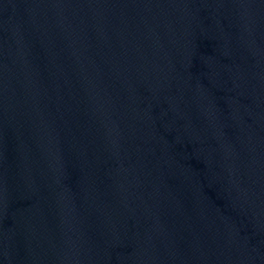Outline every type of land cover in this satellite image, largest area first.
<instances>
[{"label": "water", "instance_id": "1", "mask_svg": "<svg viewBox=\"0 0 264 264\" xmlns=\"http://www.w3.org/2000/svg\"><path fill=\"white\" fill-rule=\"evenodd\" d=\"M0 264H112L77 132L58 0H0Z\"/></svg>", "mask_w": 264, "mask_h": 264}]
</instances>
